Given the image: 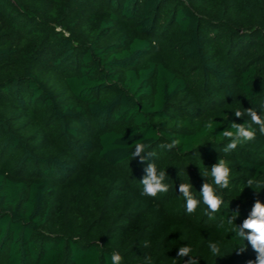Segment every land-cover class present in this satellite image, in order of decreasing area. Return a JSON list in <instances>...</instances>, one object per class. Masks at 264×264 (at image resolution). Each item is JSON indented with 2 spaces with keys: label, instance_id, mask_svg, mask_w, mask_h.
Masks as SVG:
<instances>
[{
  "label": "trees",
  "instance_id": "obj_1",
  "mask_svg": "<svg viewBox=\"0 0 264 264\" xmlns=\"http://www.w3.org/2000/svg\"><path fill=\"white\" fill-rule=\"evenodd\" d=\"M262 106L264 0H0V264H111L117 251L185 264L186 245L199 264L255 259L216 225L264 204L247 184L264 185V135L225 154L221 134ZM221 158L216 219L202 202L187 214L179 184L200 199L199 173ZM148 163L168 174L156 198L141 195Z\"/></svg>",
  "mask_w": 264,
  "mask_h": 264
},
{
  "label": "clouds",
  "instance_id": "obj_2",
  "mask_svg": "<svg viewBox=\"0 0 264 264\" xmlns=\"http://www.w3.org/2000/svg\"><path fill=\"white\" fill-rule=\"evenodd\" d=\"M264 108V106H262ZM234 116L236 118L248 117L249 119L244 123H231V130L224 129L222 131L223 138L228 141L223 148L225 154L231 153L238 146H243L256 139L257 130L261 135H264V116L258 115L256 110L251 107L243 111L240 109L235 110ZM206 127L213 128V123L210 121ZM180 144L179 139H172L170 143L161 144L162 149L172 150L177 148ZM150 145L137 142L135 149L132 152L133 159L139 157L140 162H144L146 155L152 156L153 153H146V149ZM146 175L140 180L143 185L141 195L156 198L160 194H166L169 191V184L165 183L168 177L166 170H157L155 163H148L145 169ZM201 178L205 180L199 191L200 199L193 195V185L188 183H180L178 191L185 201V209L187 214L192 215L196 212L201 202L206 206L205 214L208 215L210 220H215L217 213L220 212L224 203L221 195L217 190L227 189L230 185L231 168L226 159H218L216 163L211 165L210 171L208 167L199 173ZM211 177L212 182H206L207 178ZM248 187L264 189L259 181L249 179L247 181ZM255 191V190H254ZM259 193V191H256ZM239 216V211H234L230 218L221 217L216 227L224 229L225 224L233 225L232 231L235 237L242 243L236 247L237 254H242L246 251L247 245L255 252V259H249L246 264H264V204L259 199L255 200L251 211L247 218H245L240 225L235 224V220ZM247 241V245H245ZM208 249L213 257L221 256V245L219 242H209ZM177 256L180 258L189 257L185 264H199V260L193 255L191 246H180L177 251ZM111 264H123V257L117 251L111 255ZM146 264H151L150 257L146 258Z\"/></svg>",
  "mask_w": 264,
  "mask_h": 264
}]
</instances>
